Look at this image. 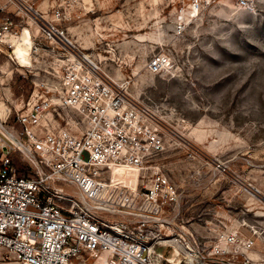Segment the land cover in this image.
I'll list each match as a JSON object with an SVG mask.
<instances>
[{
	"label": "rangeland",
	"instance_id": "rangeland-1",
	"mask_svg": "<svg viewBox=\"0 0 264 264\" xmlns=\"http://www.w3.org/2000/svg\"><path fill=\"white\" fill-rule=\"evenodd\" d=\"M190 3L0 0V13L16 23L13 34L21 32L0 56V135L22 129L16 110L56 94L70 53L45 30L52 23L159 121L164 145L148 163L177 186L179 213L170 228L184 225L205 247L226 248L221 234L254 229L250 256L264 264V0H200L196 10ZM157 53L167 62L152 71L148 61ZM51 114L54 126L78 117L59 106L44 120ZM13 158L29 166L18 153ZM110 173L137 179L136 169ZM0 264L19 263L9 254ZM86 264L103 262L86 256Z\"/></svg>",
	"mask_w": 264,
	"mask_h": 264
},
{
	"label": "built area",
	"instance_id": "built-area-1",
	"mask_svg": "<svg viewBox=\"0 0 264 264\" xmlns=\"http://www.w3.org/2000/svg\"><path fill=\"white\" fill-rule=\"evenodd\" d=\"M199 4L190 3L194 10ZM15 27L0 13V56ZM45 30L70 56L54 97L44 95L16 110L22 129L0 135V256L10 254L19 264H86V256L101 253L105 264H255L254 229L221 234L231 248L217 242L206 248L188 227L170 228L179 213L177 186L148 163L164 145L159 121L62 30L52 23ZM166 62L157 53L148 68L157 71ZM59 106L76 110L74 124L54 126L52 114L44 120ZM15 152L32 168L30 176L17 174ZM119 165L136 168L134 183L112 176L111 168Z\"/></svg>",
	"mask_w": 264,
	"mask_h": 264
},
{
	"label": "bare ground",
	"instance_id": "bare-ground-1",
	"mask_svg": "<svg viewBox=\"0 0 264 264\" xmlns=\"http://www.w3.org/2000/svg\"><path fill=\"white\" fill-rule=\"evenodd\" d=\"M20 35H21V32H19V34H10L9 36H8V38H7V42H9V41H11V39L13 38V37H15V38H19L20 37ZM15 44V43H14ZM15 48V47H14ZM8 131H10V130H8ZM112 168H122V169H136L135 167H133V166H129V165H119V166H113ZM251 252V251H250ZM251 258H253L252 256H251ZM95 260H98V261H102L103 262V264H105L106 262V254L105 253H101V254H99L98 256H96L95 257Z\"/></svg>",
	"mask_w": 264,
	"mask_h": 264
},
{
	"label": "trees",
	"instance_id": "trees-1",
	"mask_svg": "<svg viewBox=\"0 0 264 264\" xmlns=\"http://www.w3.org/2000/svg\"><path fill=\"white\" fill-rule=\"evenodd\" d=\"M19 126L22 127V124L19 123ZM13 162L17 166V174L19 176H30L32 174V170L29 166H22L15 158H12Z\"/></svg>",
	"mask_w": 264,
	"mask_h": 264
}]
</instances>
